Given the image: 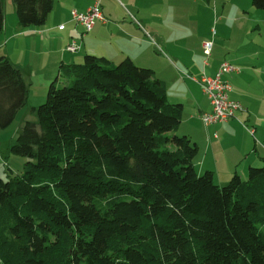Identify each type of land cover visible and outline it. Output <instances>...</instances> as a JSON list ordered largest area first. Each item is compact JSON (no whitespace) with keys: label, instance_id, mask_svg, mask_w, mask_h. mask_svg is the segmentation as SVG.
<instances>
[{"label":"trees","instance_id":"16d2710c","mask_svg":"<svg viewBox=\"0 0 264 264\" xmlns=\"http://www.w3.org/2000/svg\"><path fill=\"white\" fill-rule=\"evenodd\" d=\"M14 1L24 28L54 5ZM61 74L10 146L23 170L0 176V264H264V165L225 185L199 174L197 144L175 132L183 105L130 57L86 54ZM27 93L0 55V128Z\"/></svg>","mask_w":264,"mask_h":264},{"label":"crops","instance_id":"0c3cea01","mask_svg":"<svg viewBox=\"0 0 264 264\" xmlns=\"http://www.w3.org/2000/svg\"><path fill=\"white\" fill-rule=\"evenodd\" d=\"M1 2L4 27L0 55H6L20 69L27 99L32 88L45 96L54 75L61 79V67L82 62L86 54L105 56L113 63L130 57L137 63L138 51L143 53L148 44L144 26L138 23L140 12L132 0H101L105 20H97L90 32L72 19V11H86L94 0H54L45 24L26 28L18 21L15 1ZM214 2L215 7L208 1L203 9H178L172 18L167 17L173 20L165 28L168 34L160 28L150 30L158 44L149 36V68L165 82L168 100L183 105L175 132L197 144L196 171H212L216 183L225 185L235 173L245 179L250 167L264 165V54L253 44L264 34L261 20L256 19L259 15L264 22V13L257 11L261 9L255 8L252 0L228 10ZM209 40L213 44L208 55L204 45ZM73 41L80 47L75 53L66 50ZM225 60L235 67L223 75L231 87L229 97L244 109L225 122L205 124L201 116L212 108L194 78L216 76Z\"/></svg>","mask_w":264,"mask_h":264},{"label":"rangeland","instance_id":"374dc122","mask_svg":"<svg viewBox=\"0 0 264 264\" xmlns=\"http://www.w3.org/2000/svg\"><path fill=\"white\" fill-rule=\"evenodd\" d=\"M205 1H210L213 7H215L214 0H132L134 9L136 8L137 11L140 12V15L137 17L138 23L139 25L144 26V31L148 38V44L145 45L146 49L144 50V52L142 53L138 51V57H136L135 59L137 62L136 65L149 68V36L154 41V43L156 42V44H158L155 36H153L150 31L152 28H154L155 30H159V28L166 30V27H169L173 24V20L171 19L173 17L172 14L176 13L178 9H183L184 11H188L189 9H193L194 7L203 9L205 7V3H207ZM123 2L125 3L126 0H123ZM239 2H245V0H217L219 8H225L226 10H228L230 6L236 5ZM257 11H259L260 13H264V10ZM153 13L156 15V18L154 19L151 17ZM168 16L172 17L167 18ZM253 17L255 16L253 15ZM139 18H142L143 21ZM256 19L261 20L259 21V23L264 30V22H262L263 20L259 17V15H257ZM153 22H155V24L152 25ZM165 32L166 34H168L169 30H166ZM149 34H152L153 38ZM209 42L213 43V40H209ZM253 44L255 49L259 53L264 54V34H262V36H259L257 42ZM156 46L159 51L162 50L160 45ZM119 62L120 61H116L115 64H118ZM55 79L56 75H54L52 81H54ZM65 81L66 80L61 77V79L59 80V84L63 85ZM47 92L48 89L45 93V96H43V93H41V91H38L36 88H32L30 94H28L27 105L19 111L12 124H10L6 128H0V176L5 180L10 178L9 174H17L23 170L27 158L12 153L10 151V146L16 143V139L21 133L22 127L27 120L37 122V115L32 113L30 111V108L32 106L37 107L43 104L46 101Z\"/></svg>","mask_w":264,"mask_h":264},{"label":"built area","instance_id":"2783aa9c","mask_svg":"<svg viewBox=\"0 0 264 264\" xmlns=\"http://www.w3.org/2000/svg\"><path fill=\"white\" fill-rule=\"evenodd\" d=\"M72 19L84 27L86 32H90L95 27L97 20H105L101 10V0H94L93 5L88 7L86 11H72ZM64 25H60L63 28ZM212 42H206L204 47L209 55L212 49ZM79 45L75 41L67 45L66 50L77 52ZM235 67L228 61L221 63L218 73L214 77L203 74L199 79L194 78L202 87L211 104V111L202 114V120L205 124H213L225 122L236 116L238 111L244 109L243 105L229 97L231 89L229 83L223 78V75L234 70Z\"/></svg>","mask_w":264,"mask_h":264}]
</instances>
